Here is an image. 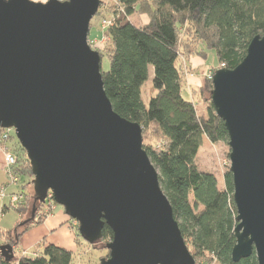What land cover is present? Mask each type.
Masks as SVG:
<instances>
[{"label":"water","instance_id":"obj_1","mask_svg":"<svg viewBox=\"0 0 264 264\" xmlns=\"http://www.w3.org/2000/svg\"><path fill=\"white\" fill-rule=\"evenodd\" d=\"M100 5L0 0V127L14 129L27 152L36 201L51 191L90 244L105 225L113 230L101 264H196L142 126L118 114L106 93L102 56L89 42ZM212 82L229 134L238 221L232 259L255 253L264 264V35Z\"/></svg>","mask_w":264,"mask_h":264},{"label":"trees","instance_id":"obj_2","mask_svg":"<svg viewBox=\"0 0 264 264\" xmlns=\"http://www.w3.org/2000/svg\"><path fill=\"white\" fill-rule=\"evenodd\" d=\"M104 4L101 0L98 13ZM109 12L111 18H104L109 24L102 27L101 40L90 39V45L110 62L108 70L102 69L106 93L118 114L142 126L144 148L159 171L161 187L196 264H258L255 253L240 261L232 259L238 224L233 174L230 167L224 170V187L220 188L216 174L201 170L197 164L204 137L212 143H229L228 130L211 101V77L205 76L203 84L193 90L202 108L194 96H183L186 70L182 62L194 55L205 57L212 50L218 66L212 71L235 68L246 56L251 40L264 35V0H113ZM134 15H147L148 21L137 23ZM150 66L154 76L146 104L142 87ZM0 137L1 145L9 146L13 139L11 131L1 127ZM10 150L16 157L10 173L24 181L14 192L25 194L24 200L15 204L23 217L32 197L26 189L34 176L21 144ZM33 198L35 216L22 224V230L18 229L21 220L14 229L0 230L4 240L0 264H72V250L46 243V239L43 248L32 253L17 251L21 236L52 213L45 207L48 200L36 201V194ZM8 209L5 204L3 212ZM68 218L78 241L79 225ZM102 233V239L92 244L99 250L107 249L106 244L113 239L108 225ZM5 245H10L12 252ZM109 256L107 249L101 261Z\"/></svg>","mask_w":264,"mask_h":264},{"label":"rangeland","instance_id":"obj_3","mask_svg":"<svg viewBox=\"0 0 264 264\" xmlns=\"http://www.w3.org/2000/svg\"><path fill=\"white\" fill-rule=\"evenodd\" d=\"M38 2H46L48 0H33ZM64 1V0H63ZM104 5L102 7V12L97 13L93 19L91 20L90 26V33H89V41L90 39H96L98 41L101 40L103 36V29H102V21L104 18L109 19L111 18V13L109 12V8L113 4V0H104ZM134 21L137 23H146L148 21L147 15H134L132 17ZM92 48H94L92 46ZM207 56L202 57L200 55H194L190 57L188 60H183L182 66L186 70V76L184 78L182 94L186 99H192L193 90L198 89L205 80V76H210V73L214 68H218L217 60L214 51L209 50L207 52ZM110 66V62L108 57L104 55L102 58V69L108 70ZM154 76V69L150 66L149 69V78L145 82L142 87V97L146 104H148L150 100V95L152 93V79ZM193 88V89H192ZM192 89V90H191ZM195 101H199L198 96H194L193 98ZM199 103V108H202L203 103L201 101ZM11 135L13 139L9 141L10 148L19 147V140L16 136V132L14 129L11 130ZM2 153V152H1ZM230 146L228 142H218L212 143L204 137L203 144L199 150L197 156V164L201 170L211 171L214 172L218 179V185L220 188L224 187V178L223 172L227 167H230ZM34 178H30L33 181ZM24 183L23 180L18 182H13L11 177L6 172V162L3 159L2 154V167H0V190L5 187L6 190V197L3 199L0 198V230L7 231L14 229L18 222L21 220L22 223L18 227L19 230H22L24 225L23 223L27 222L32 218L33 212V196L36 194L34 190V184L31 183L28 186L27 191H30L32 197H30L28 202L27 212L24 213L23 217L16 211L15 205H11L10 199L12 193L21 189V185ZM7 185V186H4ZM7 205L9 209L3 212V206ZM49 203L45 205L46 209ZM48 210V209H47ZM52 211V215H65L64 207L59 204H53L49 208ZM73 223H78L77 221L73 220ZM60 221H56L55 226L48 227L47 222L42 225H37L38 227L32 228L30 231L25 232L21 236L20 244L17 248L18 252L26 251L32 253L38 249L43 248V240L47 238L48 241L63 245L68 247L73 251V263L72 264H101V257H105L107 255V249L99 250L96 249L90 244L81 234H79L78 241L76 240L75 235V227L74 228H67V227H60ZM58 227V228H57ZM56 228V229H55ZM80 233V232H79ZM35 237V241L29 244L30 238ZM4 240L0 237V244ZM42 244V245H41ZM40 245V247L38 246ZM101 245V244H100ZM39 247V248H38Z\"/></svg>","mask_w":264,"mask_h":264},{"label":"built area","instance_id":"obj_4","mask_svg":"<svg viewBox=\"0 0 264 264\" xmlns=\"http://www.w3.org/2000/svg\"><path fill=\"white\" fill-rule=\"evenodd\" d=\"M103 25L102 27H106L108 24H109V21L107 20H103L102 21ZM90 42V41H89ZM209 77H213V73H210V76ZM7 132H10L12 129H6ZM4 138H8V134L7 133H3L2 134ZM0 141H1V137H0ZM0 149L2 150V152L4 153V158H5V162H6V172L9 174V176L11 177L12 181L13 182H18V178L15 177L14 175H12L10 173V167L15 164L16 162V157L13 155V153L11 152L10 148L8 145H1L0 144ZM4 186H7V185H4ZM6 197V190H5V187H3L1 190H0V198H4ZM25 198V194L23 192H17V193H12V196H11V199H10V202H11V205H15L16 203H19L21 201H23ZM53 194L51 191H49L48 193V196L46 198V201L48 200V207L50 208L52 206L53 208V204H55L54 200H53Z\"/></svg>","mask_w":264,"mask_h":264},{"label":"crops","instance_id":"obj_5","mask_svg":"<svg viewBox=\"0 0 264 264\" xmlns=\"http://www.w3.org/2000/svg\"><path fill=\"white\" fill-rule=\"evenodd\" d=\"M1 152H2V150L0 149V167H2V154H3V159L5 161L4 153L3 152L1 153ZM57 220L60 221V223H61L60 224V227H67V228L69 227L70 228L68 215L65 216V215L58 214V215H54L53 216L52 213H51L50 215L47 216V218L45 219V221L42 224H44L45 222H47L48 227H53V226H55ZM42 224H40V225H42ZM51 225H53V226H51ZM36 227H38V226H36ZM36 227H33V229L36 228ZM30 230H28V231H30ZM35 237L33 236L32 238H30L29 244H31V243H33L35 241ZM45 239H46V243H53V242L48 241L47 238H45ZM54 244L59 245V246H63V245H60V244H57V243H54ZM63 247H65V246H63ZM66 248H68V247H66ZM24 252H26V251H22L21 253H24ZM27 253H29V252H27Z\"/></svg>","mask_w":264,"mask_h":264}]
</instances>
